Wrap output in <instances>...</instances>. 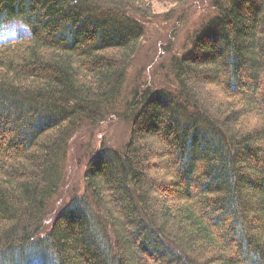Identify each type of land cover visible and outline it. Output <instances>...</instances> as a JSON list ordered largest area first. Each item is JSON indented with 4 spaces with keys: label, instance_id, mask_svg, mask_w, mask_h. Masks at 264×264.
Wrapping results in <instances>:
<instances>
[{
    "label": "trees",
    "instance_id": "trees-1",
    "mask_svg": "<svg viewBox=\"0 0 264 264\" xmlns=\"http://www.w3.org/2000/svg\"><path fill=\"white\" fill-rule=\"evenodd\" d=\"M151 10L0 0V28L27 30L0 43V264H264V0L219 5L172 57L175 89L130 91L127 141L41 228L68 139L115 112Z\"/></svg>",
    "mask_w": 264,
    "mask_h": 264
},
{
    "label": "rangeland",
    "instance_id": "rangeland-1",
    "mask_svg": "<svg viewBox=\"0 0 264 264\" xmlns=\"http://www.w3.org/2000/svg\"><path fill=\"white\" fill-rule=\"evenodd\" d=\"M151 14L138 17L145 33L130 62L115 112L96 124H82L67 141L59 188L46 204L41 228L47 230L58 210L73 196L85 192L84 171L91 156L102 148H120L130 133L131 122L124 116V102L132 89L146 86L175 89L171 59L189 45L194 31L217 12L225 0H149ZM27 34L13 21L0 28V43ZM122 115V116H121Z\"/></svg>",
    "mask_w": 264,
    "mask_h": 264
}]
</instances>
